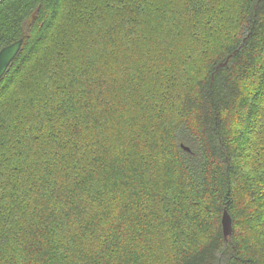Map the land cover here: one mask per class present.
Returning <instances> with one entry per match:
<instances>
[{
  "label": "trees",
  "instance_id": "obj_1",
  "mask_svg": "<svg viewBox=\"0 0 264 264\" xmlns=\"http://www.w3.org/2000/svg\"><path fill=\"white\" fill-rule=\"evenodd\" d=\"M21 38L0 264H264V0H2Z\"/></svg>",
  "mask_w": 264,
  "mask_h": 264
},
{
  "label": "water",
  "instance_id": "obj_2",
  "mask_svg": "<svg viewBox=\"0 0 264 264\" xmlns=\"http://www.w3.org/2000/svg\"><path fill=\"white\" fill-rule=\"evenodd\" d=\"M2 0H0L1 2ZM24 39L21 38L5 47H3L0 50V81L3 78V76L6 74L7 70L10 68V66L13 64L15 58L20 53L22 45H23ZM226 63H224L225 65ZM222 226H223V232L228 239L232 236L233 233V223L232 218L228 214V212L225 210L222 218Z\"/></svg>",
  "mask_w": 264,
  "mask_h": 264
},
{
  "label": "rangeland",
  "instance_id": "obj_3",
  "mask_svg": "<svg viewBox=\"0 0 264 264\" xmlns=\"http://www.w3.org/2000/svg\"><path fill=\"white\" fill-rule=\"evenodd\" d=\"M183 143V142H182Z\"/></svg>",
  "mask_w": 264,
  "mask_h": 264
}]
</instances>
